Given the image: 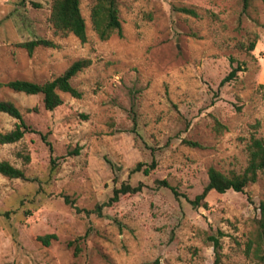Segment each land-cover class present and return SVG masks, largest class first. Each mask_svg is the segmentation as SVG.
<instances>
[{"label": "rangeland", "instance_id": "374dc122", "mask_svg": "<svg viewBox=\"0 0 264 264\" xmlns=\"http://www.w3.org/2000/svg\"><path fill=\"white\" fill-rule=\"evenodd\" d=\"M52 3L0 0V82L43 84L92 61L70 81L81 98L59 92L53 111L41 95L0 88L34 131L0 144V161L26 176L0 174V264H261L264 172L243 192L191 201L209 168L242 173L249 143L264 140V0H118L122 36L106 41L92 30V0H80L85 43L55 32ZM35 39L55 47L18 46ZM17 122L0 113V132ZM152 162L148 175L132 172ZM122 184L141 190L112 202ZM50 234L49 245L37 239Z\"/></svg>", "mask_w": 264, "mask_h": 264}, {"label": "trees", "instance_id": "16d2710c", "mask_svg": "<svg viewBox=\"0 0 264 264\" xmlns=\"http://www.w3.org/2000/svg\"><path fill=\"white\" fill-rule=\"evenodd\" d=\"M245 6H246V0ZM180 12L197 17V13L191 8H179ZM50 22L56 33L63 35L72 34L82 43L87 41L86 22L82 16L80 8V0H53L50 14ZM90 22L92 30L96 33L101 41L108 40L112 35L117 34L122 36V25L119 18L118 0H92L90 8ZM24 48L29 55L39 47H55L52 41L46 39H35L18 44ZM255 48V41L251 42L248 50ZM92 61L90 59H80L73 62L60 76L43 84L34 83L25 80H13L6 83L0 82V88H8L14 92L24 93L26 95H41L43 107L47 111H53L62 105V99L59 92L68 93L74 98H81L82 94L74 88L70 81L78 73L88 68ZM241 70L240 66L233 68L231 72L222 80L221 84L227 83L237 76ZM33 108L30 111H36ZM0 113L8 114L16 119L14 129L9 132H0V144H12L20 141L25 134L34 132L24 121L22 113L10 101H0ZM42 139L46 141V136ZM187 145L197 146L196 143L185 141ZM76 150L75 153H77ZM28 159V158H27ZM155 167V162H152L147 167L138 163L132 172L142 171L148 175ZM264 172V140L253 138L248 145V163L244 171L240 174L225 175L215 168L208 170V183L202 193L195 197L191 204L194 206L200 205L205 200L207 194L211 191L223 194L228 190L235 192H243L246 187L255 183L259 173ZM0 174L10 179H25L23 170L14 167L7 161H0ZM162 185L169 187L165 181L160 182ZM141 190V186L131 187L128 184H122L120 188L114 190L111 201H117L121 195L127 193H137ZM172 190H174L172 188ZM176 194V193H175ZM260 218L257 220L256 235L254 238V256L258 262L264 264V203L260 204ZM44 245H49L51 240L56 239L54 234L39 236L37 238ZM212 242L215 263L219 261V251L221 248L218 237L210 236ZM253 242V240H252ZM248 249L250 247L248 246ZM152 264H160L159 260H155Z\"/></svg>", "mask_w": 264, "mask_h": 264}]
</instances>
